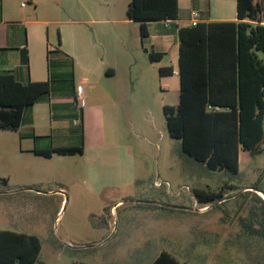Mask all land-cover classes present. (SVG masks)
Wrapping results in <instances>:
<instances>
[{"label":"rangeland","instance_id":"obj_1","mask_svg":"<svg viewBox=\"0 0 264 264\" xmlns=\"http://www.w3.org/2000/svg\"><path fill=\"white\" fill-rule=\"evenodd\" d=\"M129 2L56 1L71 19L92 21L95 53L129 57L141 89L129 92L128 116L119 121L117 147L107 155L111 164L131 160L133 178L122 179L113 168L99 180L104 188L91 194L69 167L88 163L87 155L55 157L42 167L39 157L22 152L31 140L0 130V230L35 235L44 264H150L161 251L189 264H264V242L241 234L238 225L249 207L238 196L264 167V139L259 153L240 152L236 173L211 170L182 151L181 141L168 135L162 110L177 104L178 78L158 73L160 65L173 61L176 47L168 58L151 62L136 24L104 22L126 18ZM222 188L225 198L207 206L194 195Z\"/></svg>","mask_w":264,"mask_h":264},{"label":"trees","instance_id":"obj_2","mask_svg":"<svg viewBox=\"0 0 264 264\" xmlns=\"http://www.w3.org/2000/svg\"><path fill=\"white\" fill-rule=\"evenodd\" d=\"M177 1L130 0L126 18L138 23L144 38L148 22L177 19ZM236 18L178 30V102L162 108L168 135L181 141L185 154L211 170L232 173L238 171L240 152L259 153L264 139V12L257 0H236ZM147 55L151 62L163 56L151 51ZM49 91V82L21 84L11 75H0V130L17 131L24 109ZM34 152L72 156L82 154L83 148ZM250 188L264 194V167ZM194 195L204 206L225 198L224 188ZM238 198L249 200L247 215L239 218V232L264 242V200L252 191ZM40 250L35 235L0 230V264H44ZM150 264L189 263L161 251Z\"/></svg>","mask_w":264,"mask_h":264},{"label":"crops","instance_id":"obj_3","mask_svg":"<svg viewBox=\"0 0 264 264\" xmlns=\"http://www.w3.org/2000/svg\"><path fill=\"white\" fill-rule=\"evenodd\" d=\"M56 1L0 0V75H11L21 84L49 82V93L23 111L16 132L20 141L31 140L32 144L22 152L39 157V165L44 167L55 157L60 160L71 156L53 153L43 157L34 151L81 145L83 152L76 155H87L89 162L69 165L73 172L70 175L78 184L82 176L94 194L104 188L99 180L113 168L121 171L120 178H133L131 160L111 164L107 154L117 147L113 143L120 134L119 121L128 116L129 92L134 93L141 86L133 81L129 57L95 53L88 26L92 21L71 19ZM261 1L257 0L264 12ZM177 7V19L169 27L163 21L148 22L144 38L140 36L138 23L127 18L104 22L116 27L136 24L142 50L162 54V61L169 57L171 46H175L173 61L160 65L158 73L164 69L162 78H178V30L190 25V11H196L198 23L203 24L237 22V18L236 0H178ZM260 24L264 26V22ZM78 86L82 89L79 98Z\"/></svg>","mask_w":264,"mask_h":264},{"label":"built area","instance_id":"obj_4","mask_svg":"<svg viewBox=\"0 0 264 264\" xmlns=\"http://www.w3.org/2000/svg\"><path fill=\"white\" fill-rule=\"evenodd\" d=\"M197 20H198V14H197V12L194 11V10H191L190 11V14H189L190 25L191 26H195L198 23ZM163 22H164V24H165L166 27H169L170 21H163ZM176 74H178V73H176ZM81 92H82L81 86H78L77 87V96H76L77 98H79L81 96Z\"/></svg>","mask_w":264,"mask_h":264},{"label":"water","instance_id":"obj_5","mask_svg":"<svg viewBox=\"0 0 264 264\" xmlns=\"http://www.w3.org/2000/svg\"><path fill=\"white\" fill-rule=\"evenodd\" d=\"M246 190L256 192L262 198V200H264V194L261 191L255 190L254 188H250V187L246 188ZM207 208H205V209H207Z\"/></svg>","mask_w":264,"mask_h":264}]
</instances>
